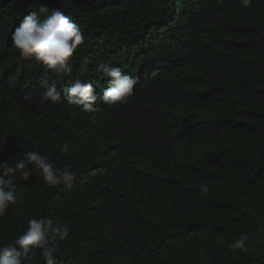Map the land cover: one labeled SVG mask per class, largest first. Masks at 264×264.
<instances>
[{
    "label": "trees",
    "instance_id": "16d2710c",
    "mask_svg": "<svg viewBox=\"0 0 264 264\" xmlns=\"http://www.w3.org/2000/svg\"><path fill=\"white\" fill-rule=\"evenodd\" d=\"M38 4L80 25L67 75L12 45ZM101 62L138 83L127 103L98 99L93 123L64 90L102 96ZM45 80L60 103H40ZM34 150L75 180L17 174L0 244L50 217L70 228L56 264H264V0H0V163Z\"/></svg>",
    "mask_w": 264,
    "mask_h": 264
},
{
    "label": "clouds",
    "instance_id": "9594fccd",
    "mask_svg": "<svg viewBox=\"0 0 264 264\" xmlns=\"http://www.w3.org/2000/svg\"><path fill=\"white\" fill-rule=\"evenodd\" d=\"M240 3L247 8L252 0H240ZM11 40L21 57L34 59L53 74L67 75L72 71L71 58L84 43V36L80 25L65 15L60 8L49 10L45 5L38 4L34 10L23 16L15 27ZM98 70L108 82L102 96L95 93L91 82L80 78L75 79L71 86L64 90L67 102L89 113L93 123L96 122V114L99 111L96 106L98 99L109 105L127 103L138 83L136 76L123 73L119 67L107 62H101ZM43 84L45 91L40 103H60L62 95L57 84L49 83L48 80ZM25 99L29 97L26 96ZM33 169L50 187L63 184L70 188L75 180L73 171L67 167L57 168L49 155L35 150L25 152L23 159L15 162L14 166L5 160L0 163V217L15 203L17 174L20 179L28 181L33 175ZM200 190L204 194L209 192L207 181L201 180ZM69 235L70 228L67 225H54L50 217L29 219L27 229L12 243L0 244V264H33L38 255L44 264H56L59 245L66 241ZM247 241L248 235L242 234L230 247L245 250Z\"/></svg>",
    "mask_w": 264,
    "mask_h": 264
}]
</instances>
